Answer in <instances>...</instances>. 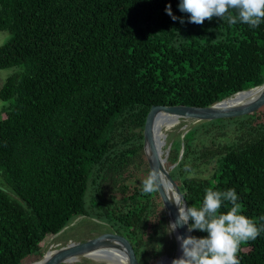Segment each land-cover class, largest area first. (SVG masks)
Segmentation results:
<instances>
[{"label": "trees", "instance_id": "obj_1", "mask_svg": "<svg viewBox=\"0 0 264 264\" xmlns=\"http://www.w3.org/2000/svg\"><path fill=\"white\" fill-rule=\"evenodd\" d=\"M179 3L0 0V32L11 35L0 70L17 68L0 91L12 102L0 117V264L37 261L44 240L80 217L127 238L141 264L159 261L169 219L158 191L141 189L151 108L208 107L264 84V22L194 24ZM216 130L236 133L207 144ZM172 166L188 207H200L206 189H235L242 214L264 226V107L176 136ZM238 259L264 264V232Z\"/></svg>", "mask_w": 264, "mask_h": 264}, {"label": "clouds", "instance_id": "obj_2", "mask_svg": "<svg viewBox=\"0 0 264 264\" xmlns=\"http://www.w3.org/2000/svg\"><path fill=\"white\" fill-rule=\"evenodd\" d=\"M178 8L189 14V22L194 24H203L213 17L226 19L230 25L247 24L250 28L264 22V0H180ZM165 11L174 21L180 19L184 23L182 18L173 15L170 4ZM164 184V178L154 168L141 182L142 194L155 193ZM238 199L235 189H206L202 205L197 208L186 207L181 197H171L169 200L177 206L178 216L175 222H170L169 232L188 225L189 233L194 230L207 233L202 238L177 235L182 255L174 258L171 264H240L241 245L256 240L264 232V226L258 227L253 219L242 214ZM225 202L231 207L221 212Z\"/></svg>", "mask_w": 264, "mask_h": 264}, {"label": "water", "instance_id": "obj_3", "mask_svg": "<svg viewBox=\"0 0 264 264\" xmlns=\"http://www.w3.org/2000/svg\"><path fill=\"white\" fill-rule=\"evenodd\" d=\"M255 92L253 98L244 102H233L234 99L241 93ZM264 107V84L261 86L239 92L227 99H224L212 106L196 107V106H153L147 116L144 128V152L147 158L150 171L158 169L160 175L164 178V186H160L158 190L159 196L167 213L169 223L175 222L178 216L177 206L169 200L171 197H181L184 200L185 206L188 203L180 186L171 175V168L167 167L169 151L162 157L155 137V124L158 116L161 113L171 114L178 119L192 120L195 122H209L221 119H230L243 117L257 112ZM166 137V136H165ZM191 224V221H189ZM69 226H66L60 233H63ZM177 235L187 236L193 235L188 232V225L178 227L175 231V239L177 244V253L179 258L182 255L180 242L177 240ZM98 251H116L123 255L126 259V264H141L138 261L136 253L129 240L115 232L106 233L85 242H70L66 246L60 247L53 251H48L42 255L40 259L30 264H69L73 261L88 258L90 255ZM174 259V258H173ZM159 261L156 263L158 264Z\"/></svg>", "mask_w": 264, "mask_h": 264}, {"label": "rangeland", "instance_id": "obj_4", "mask_svg": "<svg viewBox=\"0 0 264 264\" xmlns=\"http://www.w3.org/2000/svg\"><path fill=\"white\" fill-rule=\"evenodd\" d=\"M11 38L10 33L8 32H0V46H3L6 44ZM17 68H9L5 70H0V91L5 84L7 78L11 76L14 72H16ZM12 102H5L0 99V117L2 116V111L5 108H8ZM3 117L5 115L3 114ZM201 122H195L192 120H181V123L178 124L177 126L165 130L164 134L166 136L165 140V146H164V155L169 151L170 155V149H171V144L174 138L178 135H183L189 131L192 127L196 126ZM236 127H232V129H235ZM212 134L209 135L206 138L207 144L211 145L214 141L216 143H220V141H223L226 139L227 136L233 137L234 133L232 132L230 135L227 133L226 135L221 134L218 130L211 132ZM166 151V152H165ZM169 158V157H168ZM168 163V162H167ZM171 168V167H170ZM214 165H211L207 168L203 169V172L201 175L203 176H208L209 173L213 170ZM0 184L4 185V181L2 180V177L0 176ZM91 221V222H89ZM73 225H69V229L67 228L63 233H61L58 236H49L44 240V245H43V253H46L48 251H53L56 250L60 247L66 246L70 242L78 243L81 242V240H89L92 239L95 236H100L102 234L106 233L107 225L105 222H102L101 220L95 218V217H80L76 219L73 223ZM169 221L167 224V237H166V245L164 252L162 256L160 257L159 261L163 258H168V259H173L176 257L177 253V244H176V239L173 234V232H169L168 226H169ZM72 226V227H71ZM71 227V228H70ZM69 232V233H68ZM71 233V234H70ZM67 234V235H66ZM69 238H73L72 240ZM244 245V244H242ZM165 256V257H164ZM75 264H104V263H96L93 262L89 259L82 258L78 263Z\"/></svg>", "mask_w": 264, "mask_h": 264}, {"label": "bare ground", "instance_id": "obj_5", "mask_svg": "<svg viewBox=\"0 0 264 264\" xmlns=\"http://www.w3.org/2000/svg\"><path fill=\"white\" fill-rule=\"evenodd\" d=\"M254 95H255V92L241 93V94H238V96L236 97V99L233 100V102H244V101H247V100L253 98ZM180 123H181V119H178L177 117H175V116H173L171 114H168V113H161L158 116V118L156 120V124H155V130H156L155 137H156V142L158 144V148L160 150V153H161L162 157H164L163 149H164L165 140H166L164 131L171 129V128L177 126ZM89 222H91V221H89ZM173 234L175 236V232H173ZM69 239L72 240L73 238H69ZM97 255H100L102 258H106L107 261H105L104 259H102L101 257H99ZM176 256L178 257V254H176ZM86 259H89V260H91L93 262H96V263L126 264L125 257L123 255H121L120 253L116 252V251H98V252L90 255V257H88ZM172 260L173 259L163 258V259H161L159 261L158 264H171ZM79 261H80V259L76 260V261H73V262H71L69 264H75V263H78Z\"/></svg>", "mask_w": 264, "mask_h": 264}, {"label": "flooded vegetation", "instance_id": "obj_6", "mask_svg": "<svg viewBox=\"0 0 264 264\" xmlns=\"http://www.w3.org/2000/svg\"><path fill=\"white\" fill-rule=\"evenodd\" d=\"M70 225H73V224L71 223ZM71 227H72V226H71ZM71 227H70V228H71ZM68 229H69V227H68ZM86 241H87V240H86Z\"/></svg>", "mask_w": 264, "mask_h": 264}]
</instances>
